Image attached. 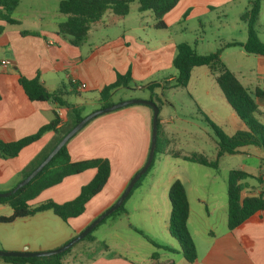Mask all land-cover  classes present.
Masks as SVG:
<instances>
[{
  "label": "crops",
  "instance_id": "obj_1",
  "mask_svg": "<svg viewBox=\"0 0 264 264\" xmlns=\"http://www.w3.org/2000/svg\"><path fill=\"white\" fill-rule=\"evenodd\" d=\"M251 1L179 0L164 14V29L154 27L155 19L150 10L139 12L138 3H129L128 14L114 23L110 22L112 13L107 10L99 23L90 26L85 41L77 47L71 43L70 36L58 32V24L67 18L66 14L59 11V0H20L12 11V17L19 24H8L0 19V141H14L35 133L52 119L54 113L60 120L57 129H61L72 119L69 107H80L82 116L88 104L101 107L99 91L115 80L116 73L123 74L130 70L133 81L142 82L136 86L137 90L151 82H157L160 86L154 89V94L158 95L160 91L162 95L165 86H176V70L172 66V59L176 44L182 42L181 39H186L184 41L193 45L201 54L221 48L222 62L240 83L250 91L255 87L264 91V55L248 54L239 45L224 46L227 42L246 41V22L241 16ZM232 4H237V12L234 21L230 22L227 18ZM212 10L217 11L215 14L220 26H230L237 32L228 34L232 37L230 40L212 42L203 52L199 50V46L204 43V27L213 25V16L210 14ZM129 14H133V17L129 18ZM257 26L264 29V0L261 2ZM21 31L28 34H22ZM187 32L191 34L189 38L184 37ZM257 34L264 42L262 34L258 31ZM231 47L238 48L233 51L237 58L230 56L228 50ZM1 61H5V64ZM166 73L169 74L164 78ZM19 76L37 77L49 92L56 94L67 105L61 106L51 100L28 99L18 83ZM72 80L85 84V87L79 88L72 84ZM210 90L205 88L204 96H209ZM132 92L135 93L133 90ZM150 95L148 90L145 98L150 99ZM127 97L139 96L129 93ZM255 102L258 112L254 117L264 123V99L255 98ZM231 116L237 131L246 130L244 123L233 111ZM151 120L152 109L149 106L130 104L98 115L85 124L69 140L67 151L71 161L92 158L109 160V178L101 191L87 202L84 214L65 223L67 229L61 233H55L47 224L40 227L37 225L41 221L55 222V215L50 210L15 220L17 232L0 235V248L9 251L55 249L103 213L116 201L127 181L145 162L150 146ZM57 137L58 133L47 131L38 140L21 149L17 156L0 157V186H5L0 191L11 189L6 185L15 177L18 183L27 165L45 147L53 144ZM261 150L254 151L262 155ZM244 153L241 149L238 154ZM249 155L251 154H245ZM258 158L264 162V156ZM231 169L255 173L254 170H247L245 162H241L238 168L229 170ZM94 173L95 169L90 168L67 176L58 184L42 190L29 203L37 204L47 199L57 203L69 201L78 195L81 186L89 182ZM258 176L259 181L254 178L256 185L250 184L247 178L243 180L241 198L258 193H262L264 197L260 189L264 173H259ZM183 185L189 202L187 228L196 248L195 261H186L178 251V245L161 243L173 249L169 251L153 245L142 235L149 245L140 250L132 242L127 243V239L133 240L134 236L122 229V226L111 225L107 237L101 238L102 242L93 236V241L67 252L62 258L63 263L264 264V212L229 230L227 194L223 203H216L211 195L199 194L196 196V203L192 205L186 185ZM127 211L129 209L125 207L120 215L127 214ZM117 217L120 219V216ZM98 241L99 245L96 244ZM103 244L106 249L102 247ZM0 264L8 263L0 258Z\"/></svg>",
  "mask_w": 264,
  "mask_h": 264
},
{
  "label": "trees",
  "instance_id": "obj_2",
  "mask_svg": "<svg viewBox=\"0 0 264 264\" xmlns=\"http://www.w3.org/2000/svg\"><path fill=\"white\" fill-rule=\"evenodd\" d=\"M19 1L0 0V19L8 24H19V21L12 17V11ZM131 1L133 0H59V11L66 14L67 18L58 24V32L70 36L71 43L79 47L85 41L90 26L99 23L107 10L111 11L112 16L110 22L114 23L128 14L129 3ZM136 1L138 3V11L150 10L155 19L154 27L164 29L166 27L163 21L164 14L173 8L179 0ZM261 2L262 0H252L241 16V19L246 22V41L244 43L227 42L224 46L239 45L248 54L264 55V42L259 39L256 30ZM21 33L28 34L26 31H21ZM175 50V55L172 59V66L176 70V76L174 78L175 85L185 87L189 81L191 70L194 67L207 66L214 75L215 83L224 100L246 127V130H239L231 136H227L220 128L212 125L218 139L216 159L209 161L195 154L185 158L201 165L216 168L217 160L220 156L224 154H238L241 152V148L245 146H255L264 151V123L254 117V114L258 112L255 98L264 99V91L259 87H255L252 91L245 88L222 62L220 57L221 48L201 54L195 50L193 45L182 41L176 44ZM131 81L130 70H127L123 74L116 73L115 80L103 86L99 91V99L102 102L101 107L112 104L110 98L119 88L130 90ZM18 83L30 100H51L61 106L67 105L56 94L49 92L37 77L26 78L19 76ZM144 86L151 93L150 99L159 101V97L154 94V89L159 87L160 84L151 82ZM69 109L72 119L61 129H57L60 120L56 113H54L52 119L47 124L41 126L35 133L14 141H0V157L12 158L17 156L21 149L38 140L45 132L54 131L58 133V137L54 143L45 147L27 165L22 173V179L46 157L61 136L81 119L82 109L80 107L72 106ZM158 122L159 120H157V127L159 126ZM68 142L58 150L51 160L27 184L8 197H0V204H7L12 210L10 215H0V224L11 223L17 219L29 217L48 210L52 211L54 215L66 223L69 219L76 218L83 213L87 202L98 194L107 182L110 174V163L106 158L71 161L67 151ZM157 142L158 137L156 138L154 156L159 151L157 149ZM90 168L95 169V173L89 182L81 186L75 198L63 203H57L51 199L37 204L29 203L42 190L58 184L67 176L79 174ZM145 173L136 180L129 194L110 215L124 210V203ZM248 177H255L258 181L260 180L259 176L240 169H231L227 174V227L229 230L235 229L246 220L253 218L260 212H264V197L262 193L241 198V191L244 188L243 180ZM168 202L170 212L167 221V231L176 241L178 251L182 254L183 258L188 262H193L197 254L195 244L187 228L189 202L185 187L179 179H174L169 185ZM104 219L81 240L93 241L94 237L91 233ZM133 229L153 245L169 251L173 250L168 245L158 243L146 236L140 230ZM102 247L104 249L107 248L104 244ZM70 249L71 247L51 256L0 258L8 264H64L62 258Z\"/></svg>",
  "mask_w": 264,
  "mask_h": 264
},
{
  "label": "rangeland",
  "instance_id": "obj_3",
  "mask_svg": "<svg viewBox=\"0 0 264 264\" xmlns=\"http://www.w3.org/2000/svg\"><path fill=\"white\" fill-rule=\"evenodd\" d=\"M131 5L137 3L136 0L130 2ZM232 8L228 10V21L233 22L235 13L237 12V4H232ZM216 10H212L210 14L213 16L212 27L205 26L203 45L199 46V50H206L211 43L218 40H230L232 38L228 34L233 31L230 26H220L218 19H216ZM133 13V12H132ZM133 17V14L128 16ZM220 29H217V28ZM256 30L261 33L264 39V29L256 27ZM237 32V31H236ZM226 34V35H225ZM190 33H185L184 37L189 38ZM218 38V39H217ZM182 41L186 39H181ZM238 48L231 47L229 51L230 56L237 58L233 51ZM174 69L172 70V72ZM169 73H166L164 78H167ZM139 81H131L130 90L126 88H119L116 90L110 102L117 103L119 101L132 99L127 97L132 93L142 98L148 94L145 86L141 90H137L136 85L141 84ZM205 88L210 90L209 96H204ZM135 91L134 92H132ZM212 72L207 66H199L193 68L190 73V78L185 87L182 86H165L158 93L159 101L154 99L158 107V152L155 153L153 161L149 166L144 176L140 179L138 184L133 189L131 195L124 203L125 207L129 209L127 214L120 215L121 210L114 214H109L105 217L93 231L92 235L97 237L101 242L104 237L111 230V225L114 227H121L127 233L134 236V239H127V243H133L140 250L148 242L136 233L133 228L143 232L146 236L155 239L160 243H169L177 246L176 241L169 235L167 231V221L170 212L168 202V188L174 179H179L186 185L187 191L191 198V203H196V196L199 194L211 195L212 200L216 203L226 201L227 194V171L230 168H238L241 162L247 164V170H254L255 176L259 173H264V162L258 158L264 156V151L261 155L254 150L259 149L255 146H245L241 149L245 151L244 154H224L217 160V167L213 168L187 160L192 154L201 156L209 161L216 159L217 152V136L212 128V125L220 128L227 136H231L237 131L231 116L232 110L230 106L223 100L218 92ZM128 98V99H126ZM98 109L96 105L88 104L85 106L84 115ZM263 112V111H262ZM235 119V118H234ZM235 121V120H234ZM251 154L245 156V154ZM258 156V157H255ZM146 160V159H145ZM144 164V163H143ZM112 168V167H111ZM255 177L247 178L250 184L256 185ZM17 177L12 179L6 185L8 188H13L17 183ZM5 186H0V190ZM5 192V191H0ZM44 201V200H43ZM11 208L4 204L0 206V214L11 213ZM124 211V210H123ZM86 212V209L82 214ZM51 213H53L51 211ZM52 215V214H50ZM54 215V214H53ZM120 216V219L117 217ZM55 222L41 221L37 223L41 225L47 224L52 227L55 233H61L67 229L65 222H63L56 215L53 216ZM44 222V223H42ZM17 232V222L7 224H0V235H7ZM102 238V239H101ZM139 241V243L137 242ZM140 241L142 243H140ZM88 241L79 240L71 246V249H78ZM100 242V244H101ZM99 245V241L96 242ZM78 247V248H77ZM70 249V250H71ZM4 251H9L1 249ZM136 260V259H135Z\"/></svg>",
  "mask_w": 264,
  "mask_h": 264
},
{
  "label": "water",
  "instance_id": "obj_4",
  "mask_svg": "<svg viewBox=\"0 0 264 264\" xmlns=\"http://www.w3.org/2000/svg\"><path fill=\"white\" fill-rule=\"evenodd\" d=\"M130 104H144L149 106L152 109V120H151V137H150V146L147 153L146 160L144 164L136 173H134L127 185L125 186L122 193L116 199V201L108 207L103 213L94 218L84 229H82L77 235L67 241L65 244L57 247L55 249L47 250V251H29L27 249H22L20 251H2L0 250V257H43V256H51L54 254H58L67 248L71 247L73 244L84 238L102 219L108 216L111 212L117 209L126 196L129 194L136 180L140 178V176L146 172L148 167L151 164V161L154 157V150L156 147V138H157V116H158V107L156 103L152 99H142V98H132L129 100L119 101L117 103H112L108 106L99 107L88 114L81 117L74 125H72L66 133H64L58 142L53 146L50 152L46 155V157L23 179H21L13 188L9 189L5 192H0V197H8L13 194L16 190L24 186L31 180L44 166L47 164L51 158L58 152V150L68 142L79 130H81L85 124H87L90 120L95 118L98 115L111 112L113 110L119 109L126 105Z\"/></svg>",
  "mask_w": 264,
  "mask_h": 264
},
{
  "label": "built area",
  "instance_id": "obj_5",
  "mask_svg": "<svg viewBox=\"0 0 264 264\" xmlns=\"http://www.w3.org/2000/svg\"><path fill=\"white\" fill-rule=\"evenodd\" d=\"M2 64H5V61H1ZM72 84L79 86V88L85 87V84L83 83H77L75 80H72ZM261 192L264 193V180L260 185Z\"/></svg>",
  "mask_w": 264,
  "mask_h": 264
}]
</instances>
